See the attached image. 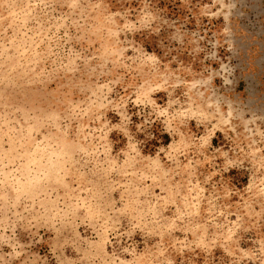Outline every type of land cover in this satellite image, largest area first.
<instances>
[{"label":"rangeland","instance_id":"1","mask_svg":"<svg viewBox=\"0 0 264 264\" xmlns=\"http://www.w3.org/2000/svg\"><path fill=\"white\" fill-rule=\"evenodd\" d=\"M0 264H264V0H0Z\"/></svg>","mask_w":264,"mask_h":264}]
</instances>
